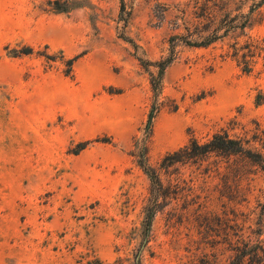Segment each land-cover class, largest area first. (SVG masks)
Returning a JSON list of instances; mask_svg holds the SVG:
<instances>
[{
  "label": "rangeland",
  "instance_id": "1",
  "mask_svg": "<svg viewBox=\"0 0 264 264\" xmlns=\"http://www.w3.org/2000/svg\"><path fill=\"white\" fill-rule=\"evenodd\" d=\"M123 2L0 0V264H228L264 243L259 164L161 166L222 131L264 159V0ZM247 41L248 65L231 55ZM170 54L155 92L150 62ZM145 166L161 183L147 233Z\"/></svg>",
  "mask_w": 264,
  "mask_h": 264
},
{
  "label": "trees",
  "instance_id": "2",
  "mask_svg": "<svg viewBox=\"0 0 264 264\" xmlns=\"http://www.w3.org/2000/svg\"><path fill=\"white\" fill-rule=\"evenodd\" d=\"M263 1L258 2L257 6H260ZM122 6L124 5L123 0H121ZM252 13V9L244 15L246 16V21L242 22L240 25L234 24V16L229 18V26L225 29V32L228 31V29H234V28H245L246 23L248 21L247 16H249ZM218 19V15L216 13H211L207 16V20L211 23H214ZM220 24H218L219 26ZM217 28V27H216ZM221 35H218L217 32H214L212 34H208L207 36H204L199 41L191 42L190 40H183L188 45L193 46H206L219 38ZM185 39V38H183ZM254 46L256 48V44H253L252 41H247L244 46L241 47H234L231 55L235 57L239 62L243 61L246 65H248L249 60L246 59L247 56H250L252 54H248V52L251 51V47ZM246 49V50H244ZM23 53L27 54L32 52L31 47H25L23 50ZM74 58H71L68 60V64L71 65ZM173 55L170 54L168 57L164 58L163 60H159L157 62H153L150 64L158 67V75L156 77L152 76L151 78V84L153 87V90L156 92V90L159 88V83L163 74L164 69L172 62ZM246 71L249 69L248 66L245 67ZM154 108L149 113L148 118V124H150L151 118L153 116ZM87 142H81L79 144V149H83L86 146ZM247 142L240 138H234L228 135L226 132H216L214 133L210 139H208L206 142L200 143L195 138H191L189 140V143L185 144L184 146L178 148L177 150H174L172 152L167 153L161 160V166L167 167L170 166L176 162H185L190 159H196L202 156H205L212 152H223V153H229V154H241L248 158L250 161L255 162L259 164L264 169V159L261 153L254 151L252 148L246 146ZM144 171L148 175L150 181H151V196L150 200L151 202L146 207V218H145V231L146 233L150 229V223L152 220V217L156 211L157 207V197H158V191L161 186L160 180L153 170V168H150L148 166H145ZM253 234H256L260 236L262 234V228L259 227L256 230L250 231ZM251 235V234H250ZM249 237V236H248ZM233 250V254L230 257L228 264H243L244 261L248 263H255V264H264V243L259 240H251L249 237L246 240H242L241 243L232 244L231 246Z\"/></svg>",
  "mask_w": 264,
  "mask_h": 264
},
{
  "label": "water",
  "instance_id": "3",
  "mask_svg": "<svg viewBox=\"0 0 264 264\" xmlns=\"http://www.w3.org/2000/svg\"><path fill=\"white\" fill-rule=\"evenodd\" d=\"M139 261V254L136 256V262Z\"/></svg>",
  "mask_w": 264,
  "mask_h": 264
}]
</instances>
